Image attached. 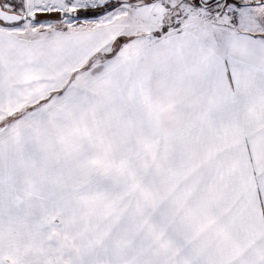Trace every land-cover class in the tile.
I'll use <instances>...</instances> for the list:
<instances>
[{
  "label": "snow or ice",
  "instance_id": "6c2138e0",
  "mask_svg": "<svg viewBox=\"0 0 264 264\" xmlns=\"http://www.w3.org/2000/svg\"><path fill=\"white\" fill-rule=\"evenodd\" d=\"M0 264H264V0H0Z\"/></svg>",
  "mask_w": 264,
  "mask_h": 264
}]
</instances>
